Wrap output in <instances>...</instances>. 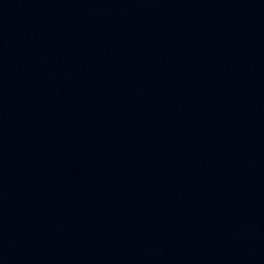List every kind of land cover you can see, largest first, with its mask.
I'll list each match as a JSON object with an SVG mask.
<instances>
[{"label":"water","instance_id":"1","mask_svg":"<svg viewBox=\"0 0 264 264\" xmlns=\"http://www.w3.org/2000/svg\"><path fill=\"white\" fill-rule=\"evenodd\" d=\"M0 264H264V0H0Z\"/></svg>","mask_w":264,"mask_h":264}]
</instances>
